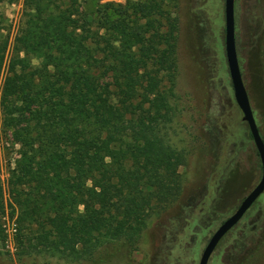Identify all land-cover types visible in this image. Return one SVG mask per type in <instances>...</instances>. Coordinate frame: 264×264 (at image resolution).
Listing matches in <instances>:
<instances>
[{
	"label": "trees",
	"instance_id": "16d2710c",
	"mask_svg": "<svg viewBox=\"0 0 264 264\" xmlns=\"http://www.w3.org/2000/svg\"><path fill=\"white\" fill-rule=\"evenodd\" d=\"M99 1L22 0L6 58L0 27L1 124L17 145L5 190L0 181V243L7 217L17 257L100 264L96 248H135L141 214L180 194L184 155L166 139L176 73L171 0ZM255 46L264 65V11ZM236 235L247 247L239 260L253 255L264 221Z\"/></svg>",
	"mask_w": 264,
	"mask_h": 264
},
{
	"label": "rangeland",
	"instance_id": "374dc122",
	"mask_svg": "<svg viewBox=\"0 0 264 264\" xmlns=\"http://www.w3.org/2000/svg\"><path fill=\"white\" fill-rule=\"evenodd\" d=\"M135 0H100L127 5ZM177 21L176 73L169 104L174 115L166 127L169 144L183 152L177 168L178 198L156 213L143 212L137 246L102 244L94 257L100 264H197L202 248L220 223L258 183L260 165L248 129L241 120L227 73L223 50V0H171ZM264 0H233L234 43L238 67L259 135L264 141V65L255 41L263 31ZM22 0L0 3V27L9 54L20 25ZM3 73L0 75V84ZM17 145L0 116V181L5 190ZM6 201V194H4ZM264 221V191L238 224L218 243L207 264H264V242L255 254L238 258L239 229ZM0 264H74L47 256L17 257L13 225L2 219ZM244 249V248H243ZM247 249V247H246ZM245 249V250H246ZM245 250H242L243 254ZM241 254V255H242Z\"/></svg>",
	"mask_w": 264,
	"mask_h": 264
},
{
	"label": "water",
	"instance_id": "95a60500",
	"mask_svg": "<svg viewBox=\"0 0 264 264\" xmlns=\"http://www.w3.org/2000/svg\"><path fill=\"white\" fill-rule=\"evenodd\" d=\"M223 50L233 100L246 124L260 165L258 183L240 201L235 211L224 219L205 243L197 264H207L219 241L240 221L246 211L264 191V143L255 124L241 79L234 43L233 0H223Z\"/></svg>",
	"mask_w": 264,
	"mask_h": 264
},
{
	"label": "flooded vegetation",
	"instance_id": "af4514ba",
	"mask_svg": "<svg viewBox=\"0 0 264 264\" xmlns=\"http://www.w3.org/2000/svg\"><path fill=\"white\" fill-rule=\"evenodd\" d=\"M256 200H257V199H256ZM254 203H255V202H254ZM254 203H253V204H254ZM253 204H252V205H253ZM252 205H251V206H252ZM250 208H251V207H250ZM248 210H249V209H248ZM248 210H247V211H248ZM247 211H246V212H247ZM244 215H245V214H244ZM244 215H243V216H244ZM225 219H226V218H225ZM240 220H241V219H240ZM237 224H238V223H237ZM237 224H236V225H237ZM236 225H235V226H236ZM235 226H234V227H235ZM234 227H233V228H234ZM233 228H232V229H233ZM220 241H221V240H220ZM220 241H219V242H220ZM217 245H218V244H217ZM202 249H203V248H202ZM214 250H215V249H214ZM201 251H202V250H201ZM200 253H201V252H200ZM212 253H213V252H212Z\"/></svg>",
	"mask_w": 264,
	"mask_h": 264
}]
</instances>
